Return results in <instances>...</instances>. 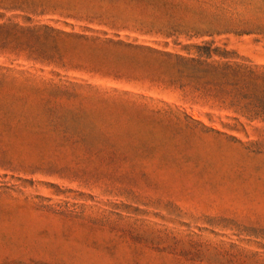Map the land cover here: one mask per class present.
I'll use <instances>...</instances> for the list:
<instances>
[{"label": "rangeland", "instance_id": "374dc122", "mask_svg": "<svg viewBox=\"0 0 264 264\" xmlns=\"http://www.w3.org/2000/svg\"><path fill=\"white\" fill-rule=\"evenodd\" d=\"M209 7L0 0V264H264V122L135 48L264 68V0Z\"/></svg>", "mask_w": 264, "mask_h": 264}, {"label": "trees", "instance_id": "16d2710c", "mask_svg": "<svg viewBox=\"0 0 264 264\" xmlns=\"http://www.w3.org/2000/svg\"><path fill=\"white\" fill-rule=\"evenodd\" d=\"M185 1L210 4L211 7L206 11L202 10L210 11V23L222 21L224 24H233L238 21L253 24L233 7L235 0H129L141 8L165 12L168 22L175 20L174 9ZM26 31L38 36L42 30ZM43 31L48 37L62 34L88 39L47 27ZM168 36L172 34L169 33ZM135 48L151 53L156 60L165 64L171 72L172 84L180 89L197 93L207 102L212 101L227 107L237 116L236 119L243 118L250 123L258 120L264 122V68L252 67L241 61L236 52L213 43L189 45L187 55L142 45H136ZM191 49L194 53L190 52Z\"/></svg>", "mask_w": 264, "mask_h": 264}]
</instances>
